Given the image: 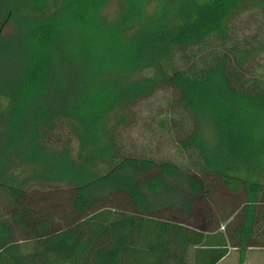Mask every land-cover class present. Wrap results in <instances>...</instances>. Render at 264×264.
<instances>
[{"label": "trees", "instance_id": "trees-1", "mask_svg": "<svg viewBox=\"0 0 264 264\" xmlns=\"http://www.w3.org/2000/svg\"><path fill=\"white\" fill-rule=\"evenodd\" d=\"M106 1L0 0V264L264 249V0Z\"/></svg>", "mask_w": 264, "mask_h": 264}, {"label": "rangeland", "instance_id": "rangeland-1", "mask_svg": "<svg viewBox=\"0 0 264 264\" xmlns=\"http://www.w3.org/2000/svg\"><path fill=\"white\" fill-rule=\"evenodd\" d=\"M125 0H107L99 9L98 15L104 16V15H112V14H119L121 10H123ZM153 3V0H143L142 1V8H149ZM22 18H16V20H10L5 25L2 36L5 42L12 40L16 37H18L20 32V26L23 22ZM19 62L14 63H3L1 66L0 63V73L1 68L3 69L4 74H10L12 73L17 67ZM128 131V135L130 136L131 142H133L134 145H138L140 142L139 134H137V131ZM1 130H2V123L0 122V147L4 144V139L1 136ZM135 139V140H134ZM142 141V140H141ZM144 143V141H143ZM43 149L46 151H50V153H58V151H62L58 147L52 146V145H43ZM21 147L16 146L13 151L7 155L5 161H3L2 166L0 167V177L1 176H7L9 173L14 170L15 166H17L19 162V154ZM1 155V154H0ZM25 186L26 187H33V188H45V187H55L60 184H64L61 181H58L54 178H47L44 180H38V179H26L25 180ZM241 255V256H240ZM242 259H241V258ZM241 261L239 262V260ZM219 264H264V249H246L243 251L242 254L236 249L230 248L228 253L222 257L219 261Z\"/></svg>", "mask_w": 264, "mask_h": 264}]
</instances>
